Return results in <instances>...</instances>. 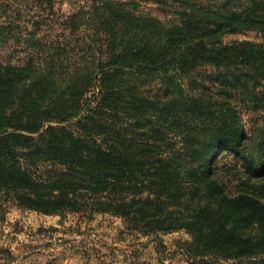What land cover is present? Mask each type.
Returning a JSON list of instances; mask_svg holds the SVG:
<instances>
[{"label": "trees", "instance_id": "16d2710c", "mask_svg": "<svg viewBox=\"0 0 264 264\" xmlns=\"http://www.w3.org/2000/svg\"><path fill=\"white\" fill-rule=\"evenodd\" d=\"M36 1L52 11L56 0ZM242 1L183 8L167 25L119 0H91L59 22L83 32L81 51L41 43L43 55L0 60V193L44 215L89 196L92 210L145 235L185 230L215 255L264 256V89L255 92L264 84V44L221 40L264 34V0ZM204 65L223 88L191 95L183 79ZM154 82L170 98L143 92ZM233 93L249 94L262 111L257 130L247 128ZM225 156L239 166L240 192L218 176ZM33 157L62 170L37 179L23 164Z\"/></svg>", "mask_w": 264, "mask_h": 264}, {"label": "rangeland", "instance_id": "374dc122", "mask_svg": "<svg viewBox=\"0 0 264 264\" xmlns=\"http://www.w3.org/2000/svg\"><path fill=\"white\" fill-rule=\"evenodd\" d=\"M90 1L56 0L51 11L36 0H0V35L7 34L0 43V60L17 65L30 55H43L41 43L56 42L69 54H73V49L81 51L85 48L81 40L83 32L71 34L59 22L80 7L89 5ZM119 1L135 13L155 17L167 25L179 21L177 12L183 8L196 11L214 10L225 5L239 8L243 3L242 0H232L230 4H227L229 0ZM221 40L225 44H264V34L258 30H244L226 33ZM77 54L80 56L81 53ZM217 75L215 68L200 66L191 77L183 79V86L191 95L214 96L223 88L216 81ZM263 85L255 92H262ZM249 90H252L251 86ZM143 92L152 97L170 98L158 82L147 84ZM251 99L247 93H233L231 98L247 128L254 131L262 126L263 113L250 103ZM168 139L171 144L175 141L174 136H168ZM163 150L170 154L168 148ZM23 164L37 179L53 177L62 170L44 158L24 159ZM218 166V176L228 190L240 192L241 174L237 162L231 156H225ZM82 197L79 207L74 210L44 215L21 208L13 195L0 193V264H254L264 260V256L233 259L215 255L204 243L196 244L185 230L145 235L142 229H134L122 218L92 210L90 197Z\"/></svg>", "mask_w": 264, "mask_h": 264}]
</instances>
